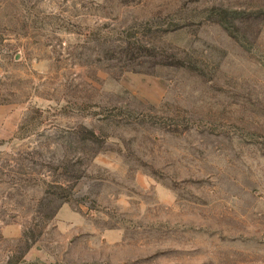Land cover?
Wrapping results in <instances>:
<instances>
[{
	"label": "rangeland",
	"instance_id": "obj_1",
	"mask_svg": "<svg viewBox=\"0 0 264 264\" xmlns=\"http://www.w3.org/2000/svg\"><path fill=\"white\" fill-rule=\"evenodd\" d=\"M0 264H264V0H0Z\"/></svg>",
	"mask_w": 264,
	"mask_h": 264
},
{
	"label": "crops",
	"instance_id": "obj_2",
	"mask_svg": "<svg viewBox=\"0 0 264 264\" xmlns=\"http://www.w3.org/2000/svg\"><path fill=\"white\" fill-rule=\"evenodd\" d=\"M3 118L0 117V121L2 120Z\"/></svg>",
	"mask_w": 264,
	"mask_h": 264
}]
</instances>
